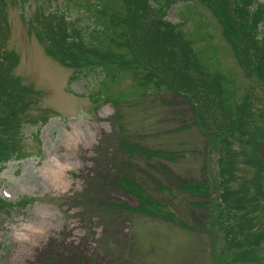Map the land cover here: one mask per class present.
<instances>
[{
	"label": "rangeland",
	"instance_id": "374dc122",
	"mask_svg": "<svg viewBox=\"0 0 264 264\" xmlns=\"http://www.w3.org/2000/svg\"><path fill=\"white\" fill-rule=\"evenodd\" d=\"M187 3L204 19L194 14L181 29L188 35L196 30L200 38L209 23L221 67L234 72L240 94H248L250 81L205 5L181 0L167 18L183 22ZM81 9L78 0H7L5 51L18 56L13 74L42 95L28 110L39 116L18 136L22 156L0 170V196L16 204L0 209V264H264V239L254 256L235 263L223 226L207 217L212 201L177 185L214 186L218 176L217 153L185 96L153 88L141 94L132 75L123 73L110 91L113 97L128 93L120 104H95L97 76L72 79L74 70L48 53L45 19L66 12L85 34L92 12ZM122 137L131 148L177 155L169 160L129 152ZM123 179L155 197L176 220L141 212L140 198L122 186Z\"/></svg>",
	"mask_w": 264,
	"mask_h": 264
},
{
	"label": "trees",
	"instance_id": "16d2710c",
	"mask_svg": "<svg viewBox=\"0 0 264 264\" xmlns=\"http://www.w3.org/2000/svg\"><path fill=\"white\" fill-rule=\"evenodd\" d=\"M181 0H78L86 9L88 32L69 20L67 13L49 14L43 37L48 53L74 74L93 72L98 89L92 102L111 101L118 106L128 93L110 95L120 75L129 73L136 91L168 90L185 96L192 104L197 125L205 133L210 149L217 153L218 176L208 181L179 182L191 194L204 196L212 204L210 224L223 226L234 262L247 261L258 252L264 239V2L260 0H199L215 16L222 36L233 49L250 81L248 94H240L234 72L224 70L210 24L197 38L180 27L187 18L202 14L187 3L181 9L183 22L167 19L169 10ZM190 7L193 13H185ZM7 0H0V170L23 154L19 134L26 122L39 115L28 113L42 92L13 74L18 56L5 51L9 36ZM45 35V36H44ZM119 115V114H116ZM120 130H124L122 121ZM121 144L148 157L172 160L174 152L131 148L125 137ZM122 186L141 200L138 208L150 216L176 220L170 210L130 180ZM14 202L0 196V209ZM206 217V218H207ZM208 219V218H207ZM209 225V221L205 226ZM261 227V230L258 228ZM210 228V227H209Z\"/></svg>",
	"mask_w": 264,
	"mask_h": 264
}]
</instances>
